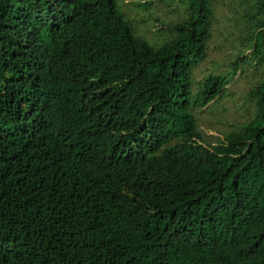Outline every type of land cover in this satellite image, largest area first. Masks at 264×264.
I'll return each mask as SVG.
<instances>
[{
	"label": "trees",
	"instance_id": "16d2710c",
	"mask_svg": "<svg viewBox=\"0 0 264 264\" xmlns=\"http://www.w3.org/2000/svg\"><path fill=\"white\" fill-rule=\"evenodd\" d=\"M171 4L0 0V264H264V0Z\"/></svg>",
	"mask_w": 264,
	"mask_h": 264
},
{
	"label": "rangeland",
	"instance_id": "374dc122",
	"mask_svg": "<svg viewBox=\"0 0 264 264\" xmlns=\"http://www.w3.org/2000/svg\"><path fill=\"white\" fill-rule=\"evenodd\" d=\"M171 3L172 0H115L119 12L131 24L133 33L152 45L162 43L168 34L166 28L159 29V26H156L154 19L158 18L166 23L168 19H176L178 15L177 11L172 10ZM218 53H209L204 65L200 66L202 72L212 70V62L218 59ZM243 83L242 79L233 83L230 88L234 90L232 95L221 97L212 102L209 109L197 114L198 126L205 136V141H213V136L218 130L232 127V120L237 114L232 108L239 106V85Z\"/></svg>",
	"mask_w": 264,
	"mask_h": 264
}]
</instances>
